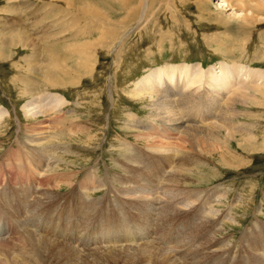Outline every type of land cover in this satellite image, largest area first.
Wrapping results in <instances>:
<instances>
[{
    "label": "rangeland",
    "instance_id": "1",
    "mask_svg": "<svg viewBox=\"0 0 264 264\" xmlns=\"http://www.w3.org/2000/svg\"><path fill=\"white\" fill-rule=\"evenodd\" d=\"M27 1L35 2L33 0ZM225 1L228 7L225 4H222L225 5L224 7L220 4L225 3ZM255 1H262L264 7V0H76L71 3L67 2V4L56 2L54 10L51 8L44 9V13H50L53 16L60 9V16H55V18L66 17L68 22L72 16H75V26L82 25L84 22L90 23L89 19L91 20V26L87 28L88 30L84 29L86 34L81 38H76L75 41L83 39L85 46L90 49L87 59L90 61L92 69L87 76L85 74L72 76L74 79L80 80L75 86L67 85L56 90L66 99V101L63 100L61 120L58 119L51 123L50 119H48L49 121L43 119L40 123V117L37 119L39 120L37 121L38 125L45 130L47 129L46 131L49 130L50 135L52 134L46 144H49L50 147L52 145L50 150H53L49 152L55 161L58 159V163L52 169L50 176L57 177L58 181H60L61 176H73V174L76 176L72 177L71 186L63 182L60 183L59 193L55 189L56 184H52V186L42 187L43 189H39V194L34 196H41L40 199L38 197V202L43 201V198L57 202L54 207H59L57 210L60 215L59 223L63 222L66 228L64 233L58 234L60 244L64 242L61 238L64 234L77 235L79 238L75 243L78 250L81 249V251L86 252L83 254L81 251L68 250L57 260L55 255L51 253L53 258L44 259V264H145L138 258L137 252L139 251L137 249L127 250V252L98 250L103 246L95 245L98 243L95 239L100 236L102 226L107 225L104 223L94 227L100 215L114 220L115 226L117 224L122 227V230H116L117 232H114L113 235L110 234V236L120 238L134 235L139 237L140 233L149 230L147 239H151L160 250L166 248L151 237L176 239L174 237L176 236L182 238L184 242L192 241L191 239L194 237L189 232L192 228L190 224L195 217L190 211L194 206L188 209L180 207L176 213L174 210L170 221H162L163 212L167 211L164 200L159 202V206H154L155 211L152 209L147 211L144 204L138 205L136 201L123 198L122 193H129L132 186L137 184L146 185L145 189L151 192L149 187L160 182L161 193L160 190L157 191L160 197L164 194L165 196L169 195L173 188V185L167 182L171 174L168 169H164V163L161 164V160L158 161L157 156L146 149L148 146L145 139L135 136L136 134H145L138 127L141 126L138 124L139 122H135L136 120L147 122L146 118L150 109L148 108V101L133 97L135 93L134 84L156 71L157 78L155 81H158L159 94L174 99L173 105L175 104L176 107L183 105L182 108H189L192 106H188L191 100L186 105L182 100L179 103L175 102L176 98H174L173 93L176 92L178 95L185 89L191 82V77L195 75L196 68H202L206 71L204 74H209L211 82H206V86H208L206 92L209 91V88L212 89V81L218 88L217 93L223 95L230 94L228 90L232 89L234 85L242 84L247 76L256 75L258 81H262L261 77L264 76V9H260ZM3 2L5 3L6 0L0 2V7L4 5ZM252 7L253 11H250ZM79 9H82V12L79 13ZM3 13L6 12H0V19L4 17ZM94 14L99 16L98 20L93 17ZM10 17L11 15L8 16V18ZM76 30L68 27L66 37H74L73 33ZM7 54L12 55V52ZM21 55L22 53H18L16 60ZM184 64L186 71H184L185 75L181 77L180 74L183 72H181L182 66L180 65ZM19 66L22 68L19 67L15 74L11 70L12 66L9 62L0 61V106H5L4 108H7L11 115L5 119L2 130L4 136L0 139V188H6L13 192L15 191L14 188L19 189V184L26 187H37V184L32 183L28 178L26 180L27 185L23 183L26 176L16 171L17 161L14 164L11 163V166L8 164L10 160L12 162L14 159V154L8 152L12 150L15 153L16 151L13 144H15L18 131V121L15 117L19 116L22 128L30 122L24 119L21 111V104L26 98L24 94L19 93V88L22 91L24 86L20 82L18 85V80L13 81V77L20 80H23L24 77L25 80H28L27 68L23 64ZM218 66H222L223 69L220 71ZM211 68L213 70H210ZM255 71L257 74L254 73ZM214 73H217L216 76ZM211 74L214 77L211 78ZM219 74L223 76L219 77ZM34 77L39 78L40 75L34 74ZM166 78L171 79L168 86H165ZM177 79H179L178 84ZM35 82L38 84H34L33 89L41 91L40 83ZM206 96L207 94H200L196 103L193 102V99L192 103L196 109L204 114L202 122L208 124L213 121L214 113L206 100ZM258 97L260 98L255 103L238 105L241 116L235 121L245 123L242 129L247 128L249 133L252 132L253 136H256V141L261 142L262 149L248 154L240 148L238 149L235 140L229 142L231 153L223 154V158L215 155L214 152L207 154L204 149H194L193 155H197L196 157L204 161L206 159L207 163L202 166L193 165L190 173L184 175L185 179L182 177L184 180L180 187L175 186L173 182L174 188L176 187L180 194L188 196L189 202L206 198L207 200L204 201L205 211L211 207L210 209L216 212V218L209 220L211 224L207 225L209 227L213 225L214 230L217 229L218 232L215 231L206 238L197 236L195 243L189 245L190 249L186 248L185 250L188 256L185 254L184 258L186 261H190L188 264H217V262L222 264L221 257L219 260L217 258L210 263H205L203 257H200L202 256L200 252L195 251V246L203 247L213 237L214 249L216 248L221 253L220 255L235 254L232 263L224 262L223 264H242V258L250 256L249 245H252V238L264 231V95H258ZM133 116L134 118H132ZM69 126L73 127L70 134L65 135L64 133L63 136H55L57 130H63L64 127L69 128ZM149 134L151 135L150 138L155 136L153 141L169 139L167 135L165 138L157 137V133L153 131H150ZM245 136L240 131L236 134L237 140H241L242 143H245ZM126 144H129V151L122 148ZM55 151L57 152L55 153ZM189 153L183 155L182 152L177 151L175 159L172 158L171 166L177 167L182 156L192 155ZM180 154L182 155L180 156ZM129 155L132 156L129 157ZM10 156L12 157L10 158ZM126 158L129 161H126ZM25 160L28 159L20 161L25 162ZM224 163H229V165H223ZM124 165L126 168L123 167ZM3 167L7 168H4L7 172L3 170ZM92 169L95 170L94 174L96 173L97 177H103L108 173V177H116L115 179L119 178L122 182H128L127 188H122L123 191L114 187L110 197L107 196L104 188L92 190L91 183L85 180L91 174ZM122 173H127V178ZM160 175L161 177H159ZM111 178L109 181L113 182L115 179ZM158 179L160 181H157ZM177 179L175 177L174 180ZM130 181H133L134 185ZM77 186L87 187L84 190H78L84 191L85 196L79 195L77 189L70 192L71 187L76 188ZM113 186L117 185L113 184ZM146 190L142 191L145 192ZM81 197L100 204H94L96 208L93 209V214L91 209L86 208L88 205L80 207ZM65 198L67 199L65 200ZM76 198H78L77 201ZM196 198L198 199L195 200ZM89 201L88 203H90ZM85 213H88L89 218L92 216L91 220L89 218L84 219ZM51 219L55 220L57 216L53 215ZM206 220L208 221V219ZM66 222L69 223V226H66ZM164 223L166 224L164 225ZM256 224L260 225L257 229ZM1 225L0 221V228H2ZM110 226L112 228L113 224L111 223ZM247 227L249 230L246 229ZM107 228L109 227H104V229ZM50 230L51 228H46L45 235L42 236L44 239L53 241L48 237ZM250 231H254V233H250ZM198 233L201 231L199 230ZM196 234L197 232L193 233V236ZM187 236L189 239L186 238ZM84 240H92L93 242L90 243L93 244L84 247L81 243ZM124 240L120 241L123 242ZM66 241L72 242L69 239ZM65 242L61 245H65ZM166 243L168 244L169 241ZM116 245L119 244H115V247ZM206 254L209 256L210 253L206 252Z\"/></svg>",
    "mask_w": 264,
    "mask_h": 264
},
{
    "label": "bare ground",
    "instance_id": "2",
    "mask_svg": "<svg viewBox=\"0 0 264 264\" xmlns=\"http://www.w3.org/2000/svg\"><path fill=\"white\" fill-rule=\"evenodd\" d=\"M1 1L2 0H0V2ZM26 1L6 0L5 3L3 2L4 5H1L2 7H0V12H6L2 14L4 15V17L0 19V61L9 62L10 66H12L11 70L14 73L15 71H17V69H19L20 67L19 65L23 64V66L27 68V72L29 73L28 80H25L26 78L24 79V77L23 80L13 77L14 82L18 80L17 81L18 85L20 82L24 86L23 90L21 89L22 91H20L19 88V93L24 94V97L26 98V100L24 99L25 100L24 103L21 104V111L23 112L24 119L30 122L26 124L27 126L22 128L20 126L21 124L19 121V116L15 117L17 119L16 121H18L17 123L18 131L16 133L17 135L14 142L15 144H13L15 145L16 151L15 153H13L12 150L8 152L14 154L13 161L11 162L10 160L8 164L11 166V163L14 164L15 161H17L15 166V169H17L16 171L26 176V178L23 179V183L27 185L26 180L29 179L32 181V183L37 184V187L35 186L26 187L23 186L22 184H19V189L14 188L15 189L14 192L9 191L6 188H0V221L2 223L1 225L2 228H0V230L2 229V232L0 233V264H44L45 262L44 259L46 260L51 259L53 258V255H55L57 260L68 250H72V251L74 250L76 252L81 251V249L78 250V247L76 246L75 243L77 242V238H79L77 237V235L64 234L61 237L64 242L67 239L72 240V242L66 241L65 245H61L64 242H61L60 244V241L58 240V234H60L61 232L64 233L66 231V228L64 227L63 222L59 223L60 215L59 212L57 211L59 207L58 206L54 207L57 205V202L51 201L48 198L46 199L43 198V201L41 200L40 202H38L37 199L38 197L40 199L41 196H34L39 194V189L40 190L43 189L42 187L44 186H52V184H56L55 189L57 192L60 191L61 188L60 183L62 182L66 183V185L71 186L70 185L71 179L72 177L76 176L75 174H73V176L71 175L61 176L60 181L56 179L57 177L50 176L52 174L51 171H53L52 169H54L56 163H58L57 162L58 159H56L55 161L54 157L49 152L53 150V149L50 150L52 145L50 147L49 144H46L49 141V138L51 137L52 134L50 135L49 130L46 131L47 129L45 130V128L39 126L37 121L40 120L41 123L43 119H47V121H49L48 119H50V122L54 123L58 119L61 120V116L63 112L62 111V106L64 102L63 100L66 101V99L63 96H61L59 93H57L56 90H59L60 87H66L67 85L75 86L78 83L79 79L75 78L76 79L75 80L72 76L75 77V76H79L80 74H85L87 76L88 74L91 73L92 69L90 67V61H88L87 59V55L90 49L87 46H85V41L83 39L75 41L76 38H81L86 34L84 29L88 30L87 28L91 26L90 24L91 20L89 19L90 23L84 22L82 25L75 26L76 24L75 16L71 17L70 22L67 21L66 17H63L61 19L55 18V16L56 17L60 16V11H61L60 9L57 10L56 14H54L55 16L51 15L50 13L43 12L45 8H51L52 10H54L56 8V4H55L56 2H59V4L60 3L67 4V2L71 3V2H75L76 0H33L35 2L32 1L26 2ZM250 1H254V0H250ZM255 2L256 5L260 7V9H264L262 5L263 4L262 1L260 2L255 1ZM23 4H25V6H23ZM220 4L221 5L225 4L226 7H228L226 1L225 3H220ZM225 5L222 6L224 7ZM34 6L38 8H35ZM78 11L80 13L82 12V9H79ZM250 11H253V7ZM9 15H11L10 18H8ZM93 17L97 20L99 19V16L96 14H94ZM68 27L77 29L73 33L74 37H70V36L66 37V29ZM8 52H12V55L7 54ZM18 53H22V55L18 56L19 58L16 60ZM180 66H182L181 72L183 73L180 74L182 77L185 75L184 71H186L185 70L186 67L185 64ZM218 69H220L221 71V69L223 68L222 66H218ZM195 70H196L195 75L190 79L191 82L188 83V85L181 93L177 95L175 92L173 93V96L174 98H176L175 102L179 103L182 100L186 105L187 103H189L190 100L192 103V99L194 100L193 102L196 103L197 101L196 99L199 98L200 94H207L206 100L214 113L213 121H211L208 124L202 122L204 118V114L201 113L198 109H196L193 103L188 104V106L192 105L189 108H182L183 105L179 106L178 104H177L178 107H176L175 104L173 105L174 99L172 100L170 99V97L168 98L167 96H163L159 94L158 81L157 82L155 81V79L157 78L156 71H153L151 74L138 80L134 84L133 90L135 93L133 97L135 99L143 98L146 101H148L149 102L148 108L150 109L146 118L147 122H142L139 120H136L135 122V123L139 122L138 124H140L141 126L138 125L137 126L143 131L142 133L145 132V134H136L135 136L140 139H145L147 141L146 145L148 146L146 147V149L150 150V153H152L153 155H156L158 161L159 159L161 160L162 162L161 164L164 163L163 165L166 166V168L164 166V169L165 170L168 169V172L171 174V177L167 180V182H169V184H172L173 188L170 191L171 193H169V195L165 196L164 194V196L162 197H160V195L158 196V192H157L158 190L161 189L160 182H157L159 183L157 185H153L152 187H149L151 192L146 190L145 189L146 185L143 184L141 185L137 184L136 186H132V189L129 191V193L121 192L123 198H126L127 200L130 201H136L138 205L144 204V207L147 209V211L151 209L155 211L154 206L158 205L161 200H164L165 201L164 205H166L165 209H167V211L163 212V216L162 214H160L163 217V218L161 217L162 221H166V220L170 221L171 218L173 217L172 213L174 212V210L176 213V210L179 211L180 207L181 208L184 207L188 209L194 206V208L190 212L193 214L195 219H193L192 223L190 224L192 228H190V232H189L192 234V237L194 238L191 239L192 240L191 242H184L182 238L179 237L180 238L179 239L176 236H174L176 239L172 237L169 238L167 237V238H157L158 240L155 237H151L153 238V240L158 241L162 247L166 248L164 250H160L158 249L157 245L151 241V239H147L149 230L148 231L145 230L146 231L145 233H140L139 237H136L134 235H130V237L126 236L120 238L116 236H110V234L113 235L114 232H117L116 230H122L121 229L122 227L117 224L115 226L114 220L112 221V219L104 218L102 215L98 214L100 216L96 220L94 227H96L99 224H104V223L107 224L102 226L100 231V236L98 237V239H95L98 242L96 244L94 243L95 245L103 246L101 248L99 247L100 249L98 250L101 249L104 251L108 250L109 252L110 251L112 252V250L113 251L122 250L123 252H127V250L137 249L139 251L137 252V254L139 255L138 258L142 260L145 264H188L189 260L186 261V259L184 258L185 254L186 255L188 254L185 251L186 248L190 249L189 245L195 243V240L198 235L199 237L206 238V236L208 237L209 234L211 233L213 234L215 231H217V229L214 230L213 225L211 227L207 225V224H211L209 220L216 218L215 217L216 212L215 211L213 212L210 209L211 207L205 211L206 205L204 201H206L207 199L204 198L202 200L200 199L198 201L189 202L188 196L184 194H180L177 191V188L176 187L174 188V184L175 186L180 187V184H182L183 180L185 179L184 175L186 173H190V170L191 168H193V165L202 166L207 163L206 159L204 161L199 157H196L197 155L196 156H194L195 154L193 155L194 149L196 150L197 148L204 149L205 152H207V154H211V152H214L215 155L221 158H223L222 157L223 154L228 155L229 153H231L229 142L233 140L236 141L238 149L240 148L242 151H245L248 154L253 153L255 151L258 152L260 151V149H262L261 142H259L258 140L256 141L255 138L256 136L254 137L252 132L249 133L247 128H245V130L242 129V126H244L245 123H237V121L235 120L241 116V111L240 109H238V105L240 104L246 105L252 102L255 103V101H257L260 98L258 97V95H264V76L261 77L262 81H258L256 75L247 76L245 77L242 84L239 85L237 84V86L234 85L233 86L234 88L232 87V89L228 90L229 91L228 93L230 94L223 95L221 93H217L218 88L216 87L214 81H212L214 86L211 84L212 89L209 88L208 89L209 91L206 92L208 88V86H206V82L207 81L211 82L209 80V74L208 73L204 74V72L206 73V71H204L202 68L201 69L196 68ZM210 70H213V68H211ZM254 73L257 74L256 71ZM34 74L36 75L38 74L40 75V77L36 78L34 77ZM218 76L222 77L223 75L219 74ZM212 77H214L213 74H211V78ZM166 80L167 82L165 86H168V84L171 83V79L166 78ZM35 81H38L40 83L42 89L41 91H36L35 89H33L34 84L35 85L38 84ZM178 81L179 79H177V84ZM233 83H235V80H233ZM4 107L0 106V139L4 136L2 130L4 128L3 125L5 123V119L11 116L10 111ZM38 118L39 120H37ZM132 118H134V116ZM154 123L155 124L159 123L160 125H155ZM65 128L66 127H64V129L62 128L63 130L61 129L57 130L56 131L57 134L55 136L60 137L63 136L64 133L65 135H67L70 134V132H72L73 127L69 126V128L66 129ZM150 131L156 132L157 137L165 138L167 135L169 139H167L166 141L164 140L162 141V139L161 141L160 140L153 141L152 139L153 137L155 138V136L152 135L153 137L150 138L151 137V135L149 134ZM239 131L242 134L246 135L245 143H242V141L239 139L237 140L236 134ZM79 132L81 131L79 130ZM194 140H196L197 142ZM254 143L256 144L254 145ZM122 148L125 151H129V144L124 145ZM207 148H209L210 150ZM177 151L182 152L183 155L187 152H190L192 153V155H190L191 157L189 155L187 157L186 155L182 156L180 159V164L174 168L173 166H171L172 165L171 162H172V158L176 156L175 153ZM56 152L57 151H55V153ZM6 155L8 156V154ZM181 155L182 154H180V156ZM130 156L132 155H129V157ZM11 157L12 156H10V158ZM22 159H28L33 164L30 163L28 160H25V162L20 161ZM120 161L119 163H121ZM126 161L129 160L127 159ZM127 164L128 163L126 162V165ZM225 164L229 165V163H224L223 165ZM123 167L126 168L125 165ZM4 168L5 167H3V170ZM4 171L7 172V170ZM94 172L95 170L92 169L91 174H89L85 179L87 182L91 183L92 190L104 188L106 189L107 196L110 197V194H113L114 187H117V189L119 188L121 190H123L122 188H127L126 185L128 182L126 181L122 182V180L121 179L119 180V178L115 179L116 177L113 178L108 177V173L103 177H97L96 173L94 174ZM58 173L56 174L58 175ZM123 174L124 173H122V175ZM126 174L127 173L124 174L125 177ZM119 177H121V175ZM159 177H161V175ZM175 177L176 179L178 178L176 181L174 180ZM110 178L115 180L111 182L109 181ZM160 179H158L157 181H160ZM56 180L58 182H54ZM130 182L131 184H133L132 183L133 181ZM113 184H116L117 186H113ZM85 188L87 187H82V186L81 187L77 186L76 188L71 187L70 189L71 191L70 190L68 191L73 192L74 191L73 189H75V191L77 189L78 191V190H84ZM117 189L115 188V190ZM142 190H146V191L144 192ZM178 190L180 191V189ZM78 192L79 195L85 196L83 194L84 191L81 192L78 191ZM179 196L181 197L179 198ZM66 199L67 198H65V200ZM80 199H81L79 202L80 207H82V205H84L85 207L86 205H88V207L86 208L91 209L93 214L94 211L93 209L96 208L94 204H96L97 202L89 201L87 198L85 199L83 197H81ZM197 199L198 198H196L195 200ZM77 200L78 198H76V201ZM88 201L90 203H88ZM96 205H100V204L98 203ZM169 212L171 213L170 215ZM186 212L188 211L186 210ZM85 214L86 216L84 219L86 220L89 218V215L88 213ZM53 215H56L57 219L55 220L51 219ZM91 217L92 216H90L89 220H91ZM206 219H208V221ZM111 223L113 224L112 228L110 226ZM165 224L166 223H164V225ZM258 225L257 224L255 225L256 229L259 228L260 225L259 226ZM66 226H69L68 222H66ZM104 227H109V228L104 229ZM46 228H51L48 237L51 238L53 241L43 238L42 235H45L44 232ZM43 229L44 231L42 232ZM246 229H248V227ZM199 230L201 231V233H198ZM27 231H31L34 234ZM165 231L167 230L165 229ZM196 232L197 234L193 236V233ZM250 233H254V231L253 232L250 231ZM186 238H188V236ZM213 238H210V240H208L209 239L208 238L207 239L208 242H206L205 245H203V247L195 246L196 245L195 244L194 245L195 251L197 250L198 252H200V255H202L200 257H203L205 263H210L217 258L219 260V257H221L220 259L221 262L223 261L222 264L224 262L232 263L234 261L235 254L232 255V253L229 254L225 253L227 255L225 254H224L225 256L220 255L221 253H219L218 250H216V248L214 249L215 245L213 244L214 242ZM92 240L89 241L84 240V242H81L83 243L82 246L89 247V245L93 244L90 243L93 242ZM101 240L103 241L101 242ZM120 240H124V241L121 242ZM168 241H169L168 243L169 246L166 243ZM251 243L252 245H249L250 256L243 258L241 257L242 264H264V231L256 234L254 238H252ZM115 244H119V245H116L115 247ZM206 252L210 253L209 256H206L208 255L206 254ZM81 253L85 254L86 252L82 250ZM189 255L191 254L189 253Z\"/></svg>",
    "mask_w": 264,
    "mask_h": 264
}]
</instances>
